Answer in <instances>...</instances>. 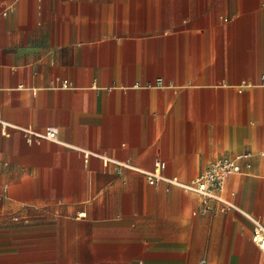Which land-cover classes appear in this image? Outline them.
<instances>
[{
  "label": "crops",
  "instance_id": "1",
  "mask_svg": "<svg viewBox=\"0 0 264 264\" xmlns=\"http://www.w3.org/2000/svg\"><path fill=\"white\" fill-rule=\"evenodd\" d=\"M260 148L264 0H0V264H264V157L168 181Z\"/></svg>",
  "mask_w": 264,
  "mask_h": 264
},
{
  "label": "built area",
  "instance_id": "2",
  "mask_svg": "<svg viewBox=\"0 0 264 264\" xmlns=\"http://www.w3.org/2000/svg\"><path fill=\"white\" fill-rule=\"evenodd\" d=\"M7 13V11H5ZM70 82L65 80L62 83L63 87H68ZM24 136L28 142L41 141L43 139L59 140L60 130L56 126L46 128L44 131H37L31 127L22 128ZM89 154H86L88 157ZM255 155L264 157V148H260L258 151H246L238 154L233 158H220L212 162L204 171H202L197 177L190 182H181L177 177L168 179L170 183H176L187 190L194 191L203 197V212H215L216 206L214 202L220 203V209L226 210L228 207H232L233 204L227 197V184L229 180L242 173V160H246L250 165L249 160ZM106 162H109V158L104 157ZM166 163L163 160H157L155 162L154 170L147 172V180L154 185H159L162 180H165L162 171L165 169ZM124 167L134 168L129 162H118L117 168L119 171ZM0 196H6L8 193V185H3L0 191ZM252 241L260 246L264 250V226L260 223H256V227L251 235ZM200 264H207L206 260H202Z\"/></svg>",
  "mask_w": 264,
  "mask_h": 264
}]
</instances>
